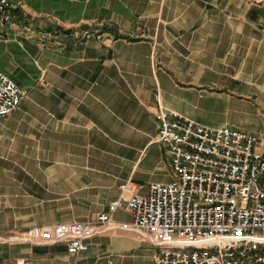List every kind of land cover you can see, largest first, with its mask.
Listing matches in <instances>:
<instances>
[{"label": "crops", "instance_id": "1", "mask_svg": "<svg viewBox=\"0 0 264 264\" xmlns=\"http://www.w3.org/2000/svg\"><path fill=\"white\" fill-rule=\"evenodd\" d=\"M12 2L0 69L25 94L0 118V235L93 219L126 181L170 182L160 107L264 137V0ZM88 242L73 255L0 238V264H155L158 253L134 230Z\"/></svg>", "mask_w": 264, "mask_h": 264}, {"label": "built area", "instance_id": "2", "mask_svg": "<svg viewBox=\"0 0 264 264\" xmlns=\"http://www.w3.org/2000/svg\"><path fill=\"white\" fill-rule=\"evenodd\" d=\"M14 8L12 0H0V22H11ZM24 94L0 69V118L17 109ZM155 116L158 141L171 159L170 182L126 181L93 219L33 225L12 238L66 243L76 255L97 233L121 228L150 238L158 247L155 264H264V137L163 107ZM120 208L133 214L132 222L114 221Z\"/></svg>", "mask_w": 264, "mask_h": 264}, {"label": "rangeland", "instance_id": "3", "mask_svg": "<svg viewBox=\"0 0 264 264\" xmlns=\"http://www.w3.org/2000/svg\"><path fill=\"white\" fill-rule=\"evenodd\" d=\"M31 226H33V225H31ZM31 226H29V227H31ZM25 230L23 232H20V233H12V232L11 233L10 232L9 233H3V234L0 235V238L7 239V240H10V241L11 240H17V239L12 238V237H14V236H20L21 234H23L25 232Z\"/></svg>", "mask_w": 264, "mask_h": 264}]
</instances>
